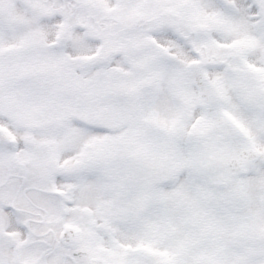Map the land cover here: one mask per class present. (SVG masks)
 Instances as JSON below:
<instances>
[{
	"label": "snow or ice",
	"instance_id": "obj_1",
	"mask_svg": "<svg viewBox=\"0 0 264 264\" xmlns=\"http://www.w3.org/2000/svg\"><path fill=\"white\" fill-rule=\"evenodd\" d=\"M0 264H264V0H0Z\"/></svg>",
	"mask_w": 264,
	"mask_h": 264
}]
</instances>
